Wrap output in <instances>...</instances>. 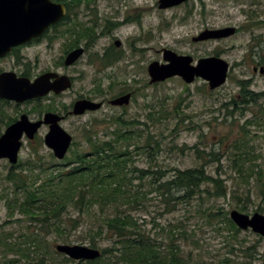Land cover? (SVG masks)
Masks as SVG:
<instances>
[{"label": "rangeland", "instance_id": "1", "mask_svg": "<svg viewBox=\"0 0 264 264\" xmlns=\"http://www.w3.org/2000/svg\"><path fill=\"white\" fill-rule=\"evenodd\" d=\"M157 1L143 0L149 8L146 10L147 25L143 33L147 36V41L141 44V48L146 50L144 58L147 60V66L154 61L165 63L163 49L190 55L195 61L218 56L231 66L226 84L211 91L202 79H196L193 84H186L181 78L174 77L165 82L151 84L149 74H137L135 77L140 78L141 85H133L136 95L128 106L118 108L109 105L99 113L69 120L62 126L74 138L68 157L90 151L89 140L85 139V136H91L94 140H111L114 130L132 127L136 133L142 131L143 143L146 145L147 136L151 134L154 140L162 142L160 152H153V159H149L141 150L134 153L131 167L151 170L152 173L164 170V177L156 181L158 176L152 173L143 178L138 172L130 174L131 181L125 182L128 183L126 188L138 194L139 199L123 202L118 208L96 205L91 213L71 210L63 215L64 221H67V229L64 233H56L48 227V223L36 226L31 225L28 220L15 222L19 218L17 208L11 210L7 206V200L18 196L12 182L8 180L13 165L8 160H0V234L12 232L13 241L17 239L29 242L31 234L38 231L42 234L41 244L47 241L49 249L54 251L57 244L91 246V239L95 238L98 249L102 250L117 246L118 238L112 232L102 236L95 234L98 232V226L105 218L114 217L116 214H131L139 225V231L145 233L155 244H160L162 250L172 246L180 247L192 263L219 264L228 258L233 263L264 264L262 236L250 229H239L237 236L232 239L228 230L220 229L225 228V223H222L224 216L219 215L212 221L207 218L209 212L217 213L224 208L230 213L237 209L238 205H247L249 209L245 213L248 215L264 214V198L258 195L255 183L246 182L245 171L240 174L239 166L234 161V155L247 151L248 166L254 169L257 166L264 167V116L258 108L252 106L243 111L244 115L240 110L230 114V102L240 92L238 81L247 80L251 83V90L264 91V74L253 71L257 61L264 63V0H190L184 7L160 12L157 8L158 12L150 10ZM227 26L236 27L237 34L220 41H192L193 37L205 29ZM127 34L132 35V29L128 30ZM62 46L63 42L60 41L54 43L52 48L43 43L24 49L19 53L22 59L15 58V72L19 74L28 70L31 77L47 70L69 73L76 77L74 87L64 95H50L40 101L31 100L21 104L9 102L4 109L6 122L10 118L17 121L22 115H27L30 121H38L43 119L48 109L60 113L63 106H69L79 94H88L95 88L99 77L96 68L100 65L90 63V55L94 49H89L75 68L67 69L60 67V58L64 52ZM17 61L22 62L17 64ZM12 67L10 58L0 61V71H10ZM120 68L116 70L118 76L113 81L116 87L110 92V96L118 93L126 84H133L134 77L131 74L135 68L129 69L127 66L125 71L123 66ZM113 71L114 69H108L106 72ZM111 82L103 81L105 86ZM174 109L179 113L175 120L172 118ZM150 111L155 114L151 119L148 117ZM254 115V123H248ZM118 116L134 123L113 124V119ZM176 124H179L178 129L173 131L177 128ZM6 128L7 126L3 125L0 136ZM47 133L48 126L44 125L34 140L24 137L18 164L26 163L31 156H36L40 167L49 168L50 172L57 168L51 167L52 164H65L66 159L57 160L52 157V150L45 145L44 137ZM238 142L240 150L235 147ZM174 146L176 148L173 149ZM185 146L193 148L182 152L181 149ZM195 146L205 149L207 153L214 150L220 155L217 156L218 161L212 156H204L203 161L199 160L195 156ZM202 163L207 174L222 176L230 190L236 191L234 198L229 195L227 199H216L202 193L189 199L182 197L186 193L176 190L165 198L156 190L159 183L172 178L176 170L192 169ZM28 169L23 172V169L16 168L14 171L21 177L31 176L34 169L27 171ZM34 172H39V168ZM43 175L46 177L48 174ZM249 189L251 200L245 202V195L242 194H248ZM260 208L261 212L256 211ZM232 248L235 251L231 253ZM55 256L57 260L62 261L59 255ZM10 257L15 259V255ZM16 258L19 259L17 264H28L22 257ZM1 259L3 258H0V264H3ZM105 261L107 264L113 261L111 254H108Z\"/></svg>", "mask_w": 264, "mask_h": 264}, {"label": "trees", "instance_id": "2", "mask_svg": "<svg viewBox=\"0 0 264 264\" xmlns=\"http://www.w3.org/2000/svg\"><path fill=\"white\" fill-rule=\"evenodd\" d=\"M238 84L240 92L230 102L232 107L230 114L240 110L242 111L241 114L244 115L243 111L252 106L258 108L264 116V91L255 92L251 90V83L246 80L238 81ZM7 104H9L8 101L0 99V134L3 125L9 126L15 122V119L11 118L7 122L5 121L4 109ZM48 111L53 110L48 109ZM178 114L174 109L172 118L177 119ZM152 115L155 114L150 111L148 117L151 119ZM255 120L256 115L248 120V123L252 124ZM116 121L120 125L134 123L126 120L121 121V119ZM176 125L177 128H174L173 131L178 129L179 124ZM132 129L131 127L114 130L112 132L114 137L111 140H94L91 136L87 137L90 151L75 153L72 157L66 156L65 164H52L51 167H57L52 172L49 171V168H41V164L36 161V156H31L26 163L13 166L10 169L8 180L12 182L18 196L15 199L7 200V206L11 210L17 208L19 218L15 222L28 220L31 225L36 226H44L48 223V227L51 230L53 229V232L64 233L67 229V221L63 219L64 213H69L74 209L91 213L96 205L100 207L111 205L118 208L123 202L139 199L138 194L126 188L128 183L125 184V182L131 181L129 175L134 172L140 173L141 178L152 172L151 170L132 168L133 155L141 150L147 154L149 159L151 157L153 159L155 155L153 152H156V154L160 152L162 142L154 140L153 135L148 134L145 145L142 131L136 133ZM133 147L135 150H132ZM235 147L240 150L239 142ZM192 148L185 146L181 151ZM194 148L196 149L195 156L201 161L205 159L204 156H212L217 161L219 159L217 156L220 155L214 150L207 153L205 149L200 147L195 146ZM248 153L244 151L234 155V161L239 166L240 174L245 171L246 182L248 184L255 183L257 191H259L258 195L262 196L263 199L264 167L257 166L254 169L248 166L246 164L248 160L246 154ZM52 157L55 156L52 154ZM16 168L23 169V172L26 171V168L34 169L32 175H36L21 177L14 171ZM36 168H39V172H34ZM29 169L27 171H30ZM43 174L48 175L44 177ZM152 174L158 176L156 178V181H158L161 177H164L165 171L158 170ZM156 190L161 192L165 198L171 195L174 190L184 192L186 194L182 197L186 196L189 199L202 193H207L209 197L216 199H227L229 195L234 198L236 192L230 190L222 176L207 174L204 170V163L192 169L176 170L172 178L159 183ZM243 195H245V202L251 200L250 189L248 194ZM248 209L247 205L237 206V210L243 213ZM256 211L261 212L262 209ZM219 215L224 216L222 223H225V228L220 229L228 230L231 235L230 238L236 237L239 228L233 223L229 217L230 213L226 212L224 208L217 213H207V218L212 221ZM12 216L14 217V214ZM108 232H112L118 238L116 239L117 246L102 249V256L95 261L76 262L57 253L52 248L49 249L47 241L41 244L42 234L38 231L31 234L32 238H29V242L17 239L13 241L12 232L1 233L0 258H3L1 259L3 264H17L19 259L16 257H22L28 264H107L105 258L108 254H111L113 261L110 264H199L190 262L180 247L172 246L168 247L167 250H162L160 244H155L145 233L139 231V225L131 214L126 216L116 214L114 217L105 218L104 222L98 226V232L95 234L102 236ZM35 233L38 234L35 235ZM90 243L91 247L98 248L95 238H92ZM230 251L232 253L235 250L232 248ZM11 255H15V259L12 258L13 256L10 257ZM55 255H59L62 261L57 260ZM219 264L251 263H233L226 258L220 261Z\"/></svg>", "mask_w": 264, "mask_h": 264}, {"label": "water", "instance_id": "3", "mask_svg": "<svg viewBox=\"0 0 264 264\" xmlns=\"http://www.w3.org/2000/svg\"><path fill=\"white\" fill-rule=\"evenodd\" d=\"M189 0H161V6L171 8ZM64 15V7L52 0H0V59L5 58L13 48L40 37ZM237 33L234 26L218 29H206L193 37V42L220 41L233 37ZM83 54V49L71 52L66 65L70 66ZM164 62H153L149 65L151 84L165 82L179 77L186 84H193L202 79L211 91L222 87L228 79L230 64L218 56H210L195 61L190 55H180L172 50H164ZM264 73V68H262ZM54 79V80H53ZM72 80L68 76L55 73H44L34 81L19 77L15 72L0 73V99L24 103L40 99L50 93L56 95L69 90ZM130 95L120 97L111 103L115 106L128 105ZM101 103L91 100H79L74 107L75 115H82L87 110L96 111ZM62 117L48 112L43 119L30 121L27 115L6 128L0 136V160H8L12 165L19 161L23 138L33 140L43 125L49 126L44 137L45 145L52 150L57 160H64L73 143V137L61 126ZM230 219L240 230H252L264 238V214L248 215L239 210L230 212ZM55 250L75 261H94L102 255L101 250L86 245L57 244Z\"/></svg>", "mask_w": 264, "mask_h": 264}, {"label": "flooded vegetation", "instance_id": "4", "mask_svg": "<svg viewBox=\"0 0 264 264\" xmlns=\"http://www.w3.org/2000/svg\"><path fill=\"white\" fill-rule=\"evenodd\" d=\"M54 3L62 5L64 7V15L61 19L52 24L40 37L34 38L31 41L15 47L12 51L5 57L0 59H12L13 67L12 72H15V58L21 60L19 53L24 49L33 47L36 45H41L46 43L48 48H52L54 43L63 42V55L60 58V67H65L67 69L75 68L81 61L82 58L88 53L89 49H94L93 54L90 55V63L93 65H100L96 68L97 74H99L98 80L95 83V88L88 94H79L71 104L64 105L63 110L59 114L62 117V124L71 121L75 118H82L89 114H95L102 111L107 106L113 107H126L135 98L137 83L141 80L139 77H135L137 74H149V65L147 66V60L144 58L146 50L141 48V44L147 41V36L143 33L146 31V12L149 10L147 5L144 4L143 0H52ZM190 1V0H189ZM189 1L184 2L180 5L164 9L161 6V0L156 2V5L150 7V10L160 11L170 10L172 8L184 7L189 4ZM148 8V10H147ZM157 8V9H156ZM147 10V11H146ZM158 12V11H157ZM151 16L152 13H150ZM153 17H156L154 15ZM162 20V19H161ZM132 29L133 34L128 35L127 31ZM238 30V29H237ZM201 33V32H200ZM193 39V38H192ZM193 41V40H192ZM195 43V42H194ZM204 43V42H198ZM83 49V54L81 57L75 61L72 65H66V59L68 55L77 50ZM164 52V49H163ZM164 59V58H163ZM22 61H17L20 64ZM158 62V61H154ZM161 63V62H159ZM255 63V62H254ZM124 67V70L129 67L135 68L132 70V77H134L133 84H126L122 87L119 92L110 96V92L114 91L116 84L114 81L115 77L118 76L116 73L117 68ZM262 68H264V63L257 61L253 71L255 73H262ZM65 69V70H67ZM108 69H114L113 72L107 73ZM121 69V68H120ZM6 70L0 71L5 72ZM16 73V72H15ZM44 73H55L59 76H68L72 80V87L59 95H64L70 91L75 84L76 77L69 73H61L52 70H47L36 77H31L28 70L22 73H17L19 77L29 78L34 81L39 76ZM264 74V73H262ZM150 77V75H149ZM54 80V79H53ZM111 80L107 86L104 85L103 81ZM151 80V77H150ZM247 81V80H246ZM250 81L253 82L252 79ZM249 82V81H248ZM158 84V83H155ZM50 95H56L55 93H50ZM130 95V100L128 105L115 106L112 105V101L120 97ZM47 97V96H46ZM45 98V97H44ZM43 98L35 99L40 101ZM82 99L91 100L97 103H101L102 107L96 111L87 110L82 115H75L74 107L75 104ZM10 102V101H9ZM10 103H15L14 101ZM19 104V103H16ZM55 113V111H46ZM124 121L122 116H118L113 119L112 123H116V120ZM40 120V119H39ZM117 124V123H116ZM63 127V126H62ZM65 129V128H64ZM49 131V126H48ZM67 131V130H66ZM68 132V131H67ZM69 133V132H68ZM71 134V133H70ZM73 137V136H72ZM88 136H85L87 139ZM74 143V138H73Z\"/></svg>", "mask_w": 264, "mask_h": 264}]
</instances>
